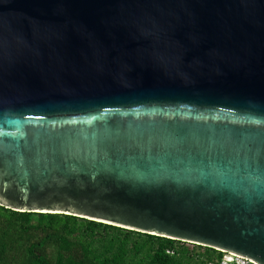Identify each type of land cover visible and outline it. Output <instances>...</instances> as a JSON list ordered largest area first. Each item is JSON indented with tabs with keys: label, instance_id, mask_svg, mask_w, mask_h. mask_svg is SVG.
Wrapping results in <instances>:
<instances>
[{
	"label": "water",
	"instance_id": "95a60500",
	"mask_svg": "<svg viewBox=\"0 0 264 264\" xmlns=\"http://www.w3.org/2000/svg\"><path fill=\"white\" fill-rule=\"evenodd\" d=\"M0 205L264 264V0H0Z\"/></svg>",
	"mask_w": 264,
	"mask_h": 264
},
{
	"label": "trees",
	"instance_id": "16d2710c",
	"mask_svg": "<svg viewBox=\"0 0 264 264\" xmlns=\"http://www.w3.org/2000/svg\"><path fill=\"white\" fill-rule=\"evenodd\" d=\"M222 254L73 215L0 205V264H209Z\"/></svg>",
	"mask_w": 264,
	"mask_h": 264
},
{
	"label": "built area",
	"instance_id": "2783aa9c",
	"mask_svg": "<svg viewBox=\"0 0 264 264\" xmlns=\"http://www.w3.org/2000/svg\"><path fill=\"white\" fill-rule=\"evenodd\" d=\"M222 253V257L217 263L211 262L209 264H256L250 259L232 253Z\"/></svg>",
	"mask_w": 264,
	"mask_h": 264
}]
</instances>
